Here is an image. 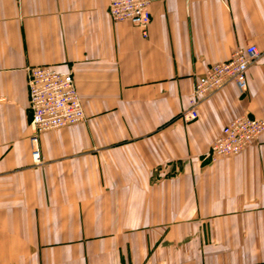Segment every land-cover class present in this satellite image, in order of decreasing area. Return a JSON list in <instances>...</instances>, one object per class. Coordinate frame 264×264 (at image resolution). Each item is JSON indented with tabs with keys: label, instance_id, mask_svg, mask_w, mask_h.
<instances>
[{
	"label": "crops",
	"instance_id": "1",
	"mask_svg": "<svg viewBox=\"0 0 264 264\" xmlns=\"http://www.w3.org/2000/svg\"><path fill=\"white\" fill-rule=\"evenodd\" d=\"M110 0H0V264H264V132L214 162L232 119H264V0H150L148 36ZM258 60L190 107L208 65ZM70 71L84 121L31 158L26 68Z\"/></svg>",
	"mask_w": 264,
	"mask_h": 264
},
{
	"label": "built area",
	"instance_id": "2",
	"mask_svg": "<svg viewBox=\"0 0 264 264\" xmlns=\"http://www.w3.org/2000/svg\"><path fill=\"white\" fill-rule=\"evenodd\" d=\"M149 4L150 0H110L108 13L114 22L133 24L146 38L150 25ZM259 57L256 46L248 44L234 50L229 59L208 65L204 74L193 83L190 107L179 117L186 122L197 119L199 104L230 81L243 93L246 89V71ZM26 85L31 158L35 165H39L42 162L40 136L82 122L86 115L70 71H59L48 65L28 66ZM263 132V118L241 115L232 119L210 145V161L238 155L255 143Z\"/></svg>",
	"mask_w": 264,
	"mask_h": 264
}]
</instances>
